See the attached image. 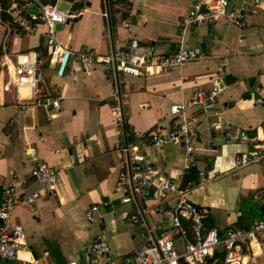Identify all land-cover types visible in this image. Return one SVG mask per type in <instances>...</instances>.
I'll use <instances>...</instances> for the list:
<instances>
[{
  "label": "crops",
  "instance_id": "1",
  "mask_svg": "<svg viewBox=\"0 0 264 264\" xmlns=\"http://www.w3.org/2000/svg\"><path fill=\"white\" fill-rule=\"evenodd\" d=\"M14 1L25 0H0L6 6ZM33 1L38 5L68 3L65 11L74 17L58 30L73 50L108 54L124 48L134 37L149 45L154 56L172 54L180 44L208 54L205 60L146 76L97 65L70 80L59 77L50 62L43 26L38 33L28 34L9 18L0 20V204L14 175L21 180V192L38 190L41 194L32 207H14L10 221L23 226L28 249L19 259L0 260V264H32L34 260L38 264H89L91 244L102 232L115 263L129 264L135 249L148 242L147 229L156 239L164 234L174 206L170 200L164 211L157 212L156 201L135 193L129 156L123 149L134 141L136 132L172 128L170 106L188 103L217 74L227 83L218 99L223 118L250 135L264 136V107L254 104L257 97L264 98V0L247 14L242 28L222 20L184 26L182 18L201 0ZM28 52L36 54L42 73L38 87L7 85L5 62L14 68L17 56ZM41 93L60 97L59 108L21 110L22 103ZM213 120L200 117L196 162L188 175L181 172L185 152L181 143L150 145L142 152L148 163L181 185L190 176L198 181L189 198L203 212L207 227L247 229L264 218L258 199L264 187V160L236 168L237 155L253 145L226 139L211 126ZM40 162L57 170L52 191H45L31 176V169ZM121 172L129 177L123 188L117 186ZM125 197L130 200L123 202ZM92 205L98 206L102 223L86 219ZM133 214L139 215V223L131 221ZM183 225L192 239L190 223L183 220ZM259 241L263 251L264 238ZM183 242L180 237L174 239L178 248Z\"/></svg>",
  "mask_w": 264,
  "mask_h": 264
},
{
  "label": "built area",
  "instance_id": "2",
  "mask_svg": "<svg viewBox=\"0 0 264 264\" xmlns=\"http://www.w3.org/2000/svg\"><path fill=\"white\" fill-rule=\"evenodd\" d=\"M240 2L236 5V2ZM260 0H201L186 16L182 24L199 25L216 23L222 20L226 24L242 28L246 24L247 14L256 11ZM201 7H204L202 10ZM73 15L62 10L58 3L38 5L33 0L14 1L6 6L0 2V20L9 18L10 23L28 34H36L39 27H44L46 48L51 63L56 66L59 77L75 80L78 72L88 73L97 65L112 67L117 73L131 76H146L153 72H163L191 61L208 58L205 51L178 45L175 52L166 56H154L151 47L137 38H130L124 48L108 54L93 50H73L64 43L59 35L58 25L71 22ZM129 24L126 23L125 26ZM14 83L17 86L37 88L42 73L34 52L17 56L13 68ZM227 88L226 81L219 75H212L206 89H198L188 103L173 104L169 114L174 119L172 128L156 129L151 132H136L134 141L127 145L123 152L130 161L131 176L135 193L142 199L156 201L154 210L164 211L170 200L174 201L171 210V223L159 238H154L150 229L144 236L147 243L136 248L129 264H246L247 256L253 250H260V238H264V218H258L247 229L229 228L221 231L217 227H207L201 209L190 200V192L199 183L189 177L184 185L168 177L159 167L147 162L142 150L148 146L161 147L170 143H181L184 147L182 173L188 175L195 166L197 157L196 141L199 136L200 117H214L211 126L221 130L228 140L240 143H252L253 148L243 151L235 159V167L261 163L264 160V136L250 135L246 130L233 125L223 118V111L218 104L219 97ZM255 105L264 107V98L257 97ZM60 97L50 93L37 94L21 104V110L28 107L59 108ZM197 110L199 113L194 112ZM31 176L36 179L45 191H52L57 184V170L44 162L37 163L31 169ZM129 182L126 173L121 172L117 186L123 188ZM41 194L38 190L21 192V180L14 175L3 190L0 204V260H16L27 251L26 233L22 225L10 221L15 206H34ZM258 199L264 206V187ZM130 198H123L128 202ZM90 222H103L97 205H92L85 213ZM135 224L140 217H130ZM183 220L190 223L192 239L183 225ZM175 237L183 239L182 248L176 247ZM89 264H116L111 252L107 235L102 232L92 242ZM223 253V258L218 255ZM34 260L32 264H38ZM67 264H79L69 261Z\"/></svg>",
  "mask_w": 264,
  "mask_h": 264
},
{
  "label": "rangeland",
  "instance_id": "3",
  "mask_svg": "<svg viewBox=\"0 0 264 264\" xmlns=\"http://www.w3.org/2000/svg\"><path fill=\"white\" fill-rule=\"evenodd\" d=\"M253 252H255V254ZM249 256L250 262L248 264H264V250L251 251Z\"/></svg>",
  "mask_w": 264,
  "mask_h": 264
},
{
  "label": "bare ground",
  "instance_id": "4",
  "mask_svg": "<svg viewBox=\"0 0 264 264\" xmlns=\"http://www.w3.org/2000/svg\"><path fill=\"white\" fill-rule=\"evenodd\" d=\"M5 66H6V71L8 73V81H7V85H13L14 84V72H13V67H10V64L8 63V61L5 62Z\"/></svg>",
  "mask_w": 264,
  "mask_h": 264
},
{
  "label": "water",
  "instance_id": "5",
  "mask_svg": "<svg viewBox=\"0 0 264 264\" xmlns=\"http://www.w3.org/2000/svg\"><path fill=\"white\" fill-rule=\"evenodd\" d=\"M59 7H60L62 10H67L68 7H69V5H68V3L62 1V2L59 4ZM203 8H204V7H202V9H203ZM62 26H63V25L59 24V25H58V29L62 28ZM250 83H251V84L253 83V78L250 79Z\"/></svg>",
  "mask_w": 264,
  "mask_h": 264
},
{
  "label": "trees",
  "instance_id": "6",
  "mask_svg": "<svg viewBox=\"0 0 264 264\" xmlns=\"http://www.w3.org/2000/svg\"><path fill=\"white\" fill-rule=\"evenodd\" d=\"M218 257H219L220 259H222V258H223V253H220V254L218 255Z\"/></svg>",
  "mask_w": 264,
  "mask_h": 264
}]
</instances>
